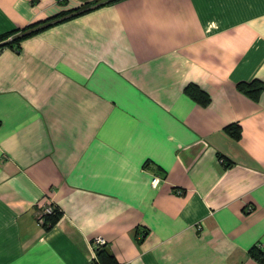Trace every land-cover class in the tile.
Masks as SVG:
<instances>
[{
	"label": "crops",
	"instance_id": "1",
	"mask_svg": "<svg viewBox=\"0 0 264 264\" xmlns=\"http://www.w3.org/2000/svg\"><path fill=\"white\" fill-rule=\"evenodd\" d=\"M92 1L0 0V34L86 9L0 48V264H262L264 0Z\"/></svg>",
	"mask_w": 264,
	"mask_h": 264
},
{
	"label": "trees",
	"instance_id": "2",
	"mask_svg": "<svg viewBox=\"0 0 264 264\" xmlns=\"http://www.w3.org/2000/svg\"><path fill=\"white\" fill-rule=\"evenodd\" d=\"M113 1L115 0H94L89 4H87L86 7L91 8L92 6H98ZM84 10H86L84 7L80 8V6H78L76 8L69 9L62 13L54 14L44 19L30 22L23 28L2 33L0 34V48L10 47L15 51H19L21 48V41L23 38L37 31H40L41 29L49 25L55 24L57 22H61L65 18H68L70 16L72 17L74 13H79ZM237 87H239L247 94L251 96H255L262 88V82L255 77L249 81L238 82ZM185 89L189 94H191L193 98H195V100H197L201 104H204L209 100L208 95L194 83L187 84ZM226 129L233 136L239 137L240 135L239 125L235 123H229L226 125ZM61 213H62L61 210L56 205L53 204L52 211L44 214V220L42 225L45 227V229L50 228L59 219ZM249 250L255 258H257L262 264H264V250H262L261 248H257L255 246H251ZM96 252H97V261L94 262L93 264H118V261L115 258V256L107 253V251L104 249L103 246L97 247Z\"/></svg>",
	"mask_w": 264,
	"mask_h": 264
},
{
	"label": "built area",
	"instance_id": "3",
	"mask_svg": "<svg viewBox=\"0 0 264 264\" xmlns=\"http://www.w3.org/2000/svg\"><path fill=\"white\" fill-rule=\"evenodd\" d=\"M160 180V177L155 175L152 177L151 179V184L152 185H157V183L159 182ZM249 209H251V206H248ZM53 209V204L51 203H47V204H43L39 209H38V212H37V219L38 221L42 224L43 223V220H44V214L45 213H48V212H51ZM93 246L95 248V253H96V248L97 247H102L105 243H106V240L103 236H100V235H96L93 237ZM97 261V255L95 254V257L93 258V263ZM92 263V264H93Z\"/></svg>",
	"mask_w": 264,
	"mask_h": 264
},
{
	"label": "water",
	"instance_id": "4",
	"mask_svg": "<svg viewBox=\"0 0 264 264\" xmlns=\"http://www.w3.org/2000/svg\"><path fill=\"white\" fill-rule=\"evenodd\" d=\"M104 249L107 251V253H111L110 248L107 245H103Z\"/></svg>",
	"mask_w": 264,
	"mask_h": 264
}]
</instances>
